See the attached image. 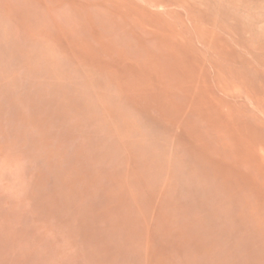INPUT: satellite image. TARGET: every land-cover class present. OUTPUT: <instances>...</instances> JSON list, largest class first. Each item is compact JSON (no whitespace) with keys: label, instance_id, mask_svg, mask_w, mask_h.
Wrapping results in <instances>:
<instances>
[{"label":"rangeland","instance_id":"rangeland-1","mask_svg":"<svg viewBox=\"0 0 264 264\" xmlns=\"http://www.w3.org/2000/svg\"><path fill=\"white\" fill-rule=\"evenodd\" d=\"M0 264H264V0H0Z\"/></svg>","mask_w":264,"mask_h":264}]
</instances>
